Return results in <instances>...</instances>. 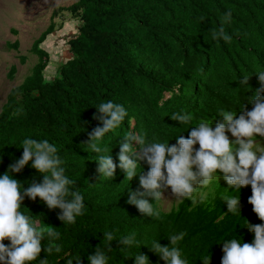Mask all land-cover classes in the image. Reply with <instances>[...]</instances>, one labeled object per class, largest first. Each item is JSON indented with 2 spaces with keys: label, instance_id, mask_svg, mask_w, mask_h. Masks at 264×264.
Returning <instances> with one entry per match:
<instances>
[{
  "label": "trees",
  "instance_id": "16d2710c",
  "mask_svg": "<svg viewBox=\"0 0 264 264\" xmlns=\"http://www.w3.org/2000/svg\"><path fill=\"white\" fill-rule=\"evenodd\" d=\"M61 14L78 21V33L68 40L71 57L50 79L46 70L51 56L42 44L63 26L57 19ZM221 26L230 41L213 38ZM7 45L19 50L20 41ZM31 52L38 55L37 63L10 89L0 111V173L22 154L16 146L24 137L48 139L57 145L66 174L76 181L72 187L82 193L85 204L75 223L63 224L58 219L61 210L47 208L39 197L22 202L21 210L33 216L39 227L60 233L58 240L42 242L61 247L60 253L48 255V264H66L78 254L82 264H88L87 255L95 248L104 250L102 238L107 231L117 239L135 233L141 243L161 238L162 244L169 243L167 235L182 231L185 236L178 246L189 264H201L198 258L204 255H211V264H220L217 242L222 238L240 235L251 241L253 234L242 225L246 219L262 221L248 202L250 186L240 192L241 215L226 213L219 195L238 193L224 189L227 185L219 181L215 194L199 198L206 189H197L169 211L161 208L160 201L154 204L160 216L148 217L126 202L128 188L139 187L138 176L128 181L119 167L112 178L100 176L94 160L97 153L87 147V141L88 132L100 123L93 119L94 113L101 115L95 106L106 100L123 104L128 113L115 133L101 141L102 146H110L117 165L126 132L173 144L175 136L187 137L201 119L221 121L216 114L220 108L235 109L237 115L242 104L250 109L248 98L259 86L254 71L264 70V0H76L54 10ZM26 59L21 56V63ZM17 71L12 65L8 75L13 77ZM243 75H250L248 91L238 85ZM174 112L190 113L193 122L180 125L171 118ZM143 170L148 165L141 161L138 172ZM13 176L25 187L43 179L30 166ZM111 245L107 264H133V258L125 257L139 251V245L124 251L116 240ZM140 251L153 264L159 260L145 245ZM46 255L42 250L40 258Z\"/></svg>",
  "mask_w": 264,
  "mask_h": 264
},
{
  "label": "clouds",
  "instance_id": "9594fccd",
  "mask_svg": "<svg viewBox=\"0 0 264 264\" xmlns=\"http://www.w3.org/2000/svg\"><path fill=\"white\" fill-rule=\"evenodd\" d=\"M226 16L230 18L231 12H227ZM212 35L214 39L221 38L225 42L232 39L222 26ZM254 73L259 86L252 90L248 98L250 109L242 104L237 115L235 109L220 108L216 114L222 120L214 127L211 119H201L194 124L187 137L175 136L176 143L173 144L169 140H146L141 134L126 132L119 145L118 165L110 154V146H102L101 141L120 127L128 114L126 107L113 100L102 101L95 106L101 115L93 114V119L100 123L88 132L87 147L97 153L94 159L97 172L102 177L112 178L119 167L128 181L138 176L139 187L136 190L128 188L126 202L135 205L141 214L148 217L160 216L154 204L164 198L166 190L169 189L176 200L192 197L197 189H207V193L215 194V187L220 185L221 178L227 185L224 189L238 193L219 195V199L225 202L226 213L241 215L240 192L243 187L250 186L251 195L247 199L262 222L245 220L242 227L253 234L250 242L244 241L240 235L219 240L217 244L221 245L222 251L220 264H264V144L259 142L264 139V70ZM249 76L243 75L238 81L245 91L250 90ZM19 111L22 109L18 108ZM171 118L180 125L193 122L188 112H174ZM16 147L22 148V154L0 173V264H32L33 261L48 264V255L53 251L60 253L61 247L56 244L53 248L50 243L46 246L42 242L58 240L60 233L53 228L39 227L33 216L21 210L22 202L26 197L30 200L39 197L47 208L61 210L58 219L63 224H73L83 214L84 196L72 187L76 181L66 174L64 160L56 144L48 139L26 136ZM141 161L148 165L146 172H138ZM25 166L43 174L42 181L29 182V186L25 187L13 176ZM207 193L198 195L204 198ZM184 236L181 231L167 235L168 244H162L161 238L141 243L135 233L117 239L112 231H107L102 238L104 250L95 248L92 254L87 255V261L88 264H107V252L112 249L111 242L116 240L121 251L139 245V251L125 257L133 258V264H153L149 256L140 251L141 245L147 246L159 257L155 264H160V261L164 264H189L178 246ZM42 250L47 254L43 259L40 258ZM198 259L201 264H211V255ZM66 264H82L81 255L68 258Z\"/></svg>",
  "mask_w": 264,
  "mask_h": 264
},
{
  "label": "rangeland",
  "instance_id": "374dc122",
  "mask_svg": "<svg viewBox=\"0 0 264 264\" xmlns=\"http://www.w3.org/2000/svg\"><path fill=\"white\" fill-rule=\"evenodd\" d=\"M76 0H0V111L7 100L10 89L20 84L27 77L38 61V55L31 52L34 40L47 28L51 22L54 10L60 6L69 5ZM58 22L63 26L51 33L42 46L46 48L51 56V61L47 67V77L52 79L57 75V70L70 55L65 53L69 48L68 37L74 35L77 20H71L69 24L66 15H60ZM67 21V22H66ZM20 41V48L8 46L7 43ZM65 54L68 56L65 57ZM21 56L27 59L21 63ZM12 65L18 68L17 73L11 77L8 75ZM218 120H212L213 127ZM260 139V138H259ZM258 142V141H257ZM264 144V139L261 141ZM258 142V143H259ZM220 181L226 182L221 178ZM199 193H207V189ZM200 198V196L198 195ZM181 199L172 196L170 190L164 192L161 200V208L169 211Z\"/></svg>",
  "mask_w": 264,
  "mask_h": 264
},
{
  "label": "crops",
  "instance_id": "0c3cea01",
  "mask_svg": "<svg viewBox=\"0 0 264 264\" xmlns=\"http://www.w3.org/2000/svg\"><path fill=\"white\" fill-rule=\"evenodd\" d=\"M71 20H74V19H70V18L67 19V21H69V24H70V25H73L72 22H71ZM67 21H66V22H67ZM74 21H75V20H74ZM53 33H54V32H53ZM73 33H74V35L68 37V40H69L71 37H74V36L77 35V33H78V26H77V24L75 25V31H74ZM65 53H67V54L69 53V54H70V52H69V48H66ZM67 54H65V57L68 56ZM70 57H71V55H70L67 59H69ZM67 59H65V60H67Z\"/></svg>",
  "mask_w": 264,
  "mask_h": 264
},
{
  "label": "bare ground",
  "instance_id": "6f19581e",
  "mask_svg": "<svg viewBox=\"0 0 264 264\" xmlns=\"http://www.w3.org/2000/svg\"><path fill=\"white\" fill-rule=\"evenodd\" d=\"M135 51V50H134Z\"/></svg>",
  "mask_w": 264,
  "mask_h": 264
}]
</instances>
